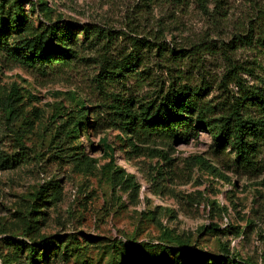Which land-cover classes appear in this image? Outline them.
<instances>
[{"label":"rangeland","instance_id":"rangeland-1","mask_svg":"<svg viewBox=\"0 0 264 264\" xmlns=\"http://www.w3.org/2000/svg\"><path fill=\"white\" fill-rule=\"evenodd\" d=\"M19 1L29 24L66 26L76 55L21 63L16 31L0 37V264H139L159 246L264 264L263 139L245 165L196 119L175 140L113 115L191 88L215 117L242 101L261 118L264 0Z\"/></svg>","mask_w":264,"mask_h":264},{"label":"trees","instance_id":"trees-1","mask_svg":"<svg viewBox=\"0 0 264 264\" xmlns=\"http://www.w3.org/2000/svg\"><path fill=\"white\" fill-rule=\"evenodd\" d=\"M39 10L45 13L47 9L46 2H40ZM4 9V6H1ZM2 12V11H1ZM5 12V10H4ZM263 18H264V11ZM6 19L0 21V37L9 41L11 31L19 36L18 46L31 54V57H20L11 53V57L21 63L34 64L36 61H52L54 56L59 55L60 60L72 58L76 52L69 47L70 33L65 30L66 26L60 28L58 23L44 27L42 24L38 27L29 24L25 19L24 9L21 1L14 2L12 8L5 12ZM46 14V13H45ZM59 40L61 43H56ZM15 41V40H14ZM64 45V46H61ZM162 46L158 47L161 51ZM115 77H120L125 70L123 65L118 67ZM197 93V92H196ZM11 93L6 101L13 99ZM198 94V93H197ZM193 94L191 88H170L168 92L151 100L147 104H140L136 108V100L133 97L121 100L124 102L121 106H115L117 111L113 112L115 120L118 121L124 133L132 131L133 133L144 136L155 135L161 138L175 140H187L189 131L193 127V120H198L203 126L209 128L212 133L214 143L217 149L224 147L227 143H232L235 147L237 159L245 165H250L252 156L257 151V140H264V112L261 118L256 119L252 116L244 115V104L242 101L233 102L220 116L215 117L217 113L216 106L203 103ZM119 95V94H117ZM116 95V96H117ZM114 95V100H119ZM261 102V101H259ZM12 112L13 106L9 104ZM80 111L85 112L83 104H80ZM84 114H82L83 116ZM77 129V128H76ZM75 129V130H76ZM252 138V139H250ZM113 156V148L107 145ZM200 163H205L203 158H199ZM214 171H217L213 167ZM111 171V170H110ZM111 178L114 175L111 174ZM54 198L58 195L56 189L52 190ZM32 207L27 211L31 216ZM29 221L25 215L24 223L29 228ZM25 234H28L25 232ZM30 236V234H28ZM174 241L183 244L178 237H173ZM22 244L30 248L31 252L36 253L32 245L22 241ZM43 249L50 247L48 240H43L39 244ZM32 262V261H31ZM139 264H240L228 256L211 257L208 254L196 250H181L168 246H159L158 249L145 254L142 262Z\"/></svg>","mask_w":264,"mask_h":264}]
</instances>
